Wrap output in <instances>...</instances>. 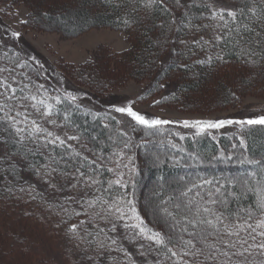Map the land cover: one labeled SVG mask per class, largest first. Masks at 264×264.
Masks as SVG:
<instances>
[{
	"label": "snow or ice",
	"instance_id": "6c2138e0",
	"mask_svg": "<svg viewBox=\"0 0 264 264\" xmlns=\"http://www.w3.org/2000/svg\"><path fill=\"white\" fill-rule=\"evenodd\" d=\"M102 3L120 13L118 24L129 30L139 25L146 34L145 21L159 9L168 16L169 32L186 29L193 34V43L201 45V50H214V54L199 60L200 64L227 63L224 52L229 49L245 66H264V0H102ZM153 27L164 29L166 25ZM197 33L209 35L197 37ZM12 37L19 40L20 33L13 32ZM154 43L160 44L159 37ZM180 43L187 42L180 40ZM11 51L5 50L0 57L4 61L0 64V183L10 197L19 192V198L27 196L32 200L36 196L31 185L16 186L25 170L53 190L65 186L60 181L81 188L85 195L78 203L81 209L92 210L83 214L91 216L96 236L92 237V232L82 227L87 221L69 223L61 218L60 225H68L64 232L73 241L74 250L82 244L89 245L83 249L89 264H104L102 258L112 252H118L123 258L116 264H264V158L247 154L250 151L248 135L253 130H264V115L180 122L179 127L194 130L193 135L197 137L211 135L213 130L227 126H238L233 137L238 144L232 147L244 150L239 163L251 171L222 179L186 180L177 195L167 200L161 198L154 207L156 223L163 219L164 226H150L137 209L134 191L129 190L135 189L131 175L137 173L129 153L139 145H133L132 138L121 127L118 135L126 138L123 148L105 156L102 149L97 151L90 144L100 143V138L84 137L73 116L77 113L90 116L104 129H110L114 121L117 126H131L132 131L139 126L153 130V134L177 122L149 118L134 110L131 104L110 109L119 117L102 116L79 102L87 94L61 88L62 77L55 86L48 83V77L40 71L43 65L34 58L31 62L21 59L19 53L9 56ZM184 138L180 136L181 140ZM108 140L116 143L111 134ZM220 159L231 160L233 156L221 153ZM105 172L112 173L114 178L105 182L101 179ZM74 214L79 216L81 212ZM97 219L105 226L96 225ZM120 224L128 231L127 238L137 243L141 260L133 259L110 235ZM101 234L103 238L97 239Z\"/></svg>",
	"mask_w": 264,
	"mask_h": 264
},
{
	"label": "trees",
	"instance_id": "16d2710c",
	"mask_svg": "<svg viewBox=\"0 0 264 264\" xmlns=\"http://www.w3.org/2000/svg\"><path fill=\"white\" fill-rule=\"evenodd\" d=\"M21 5L29 10L23 28L36 33H58L65 38L76 39L94 29L109 28L126 34L130 49L125 52L115 53L107 47L84 65L77 66L65 60L53 64L36 53L22 35L19 40L13 38V31L0 18V45L6 46L0 47V57L5 50L12 49L9 56L19 53L21 59H28L30 62L34 58L35 62L43 65L40 71L48 77V83L55 86L62 77L64 82L59 85L61 88L87 94L79 102L102 116L110 114L119 117L118 113L110 112L114 104H108L107 98L130 82L147 83L144 97L161 96L160 104H181L191 111L196 110L195 108L204 111L220 105H224L226 109L232 108L241 96L264 93V66H245L229 49L224 52L227 63L214 62L211 66L198 63L199 60L206 59L208 54H214V50H201V45L193 43V34L186 29L179 33L169 32L168 16L159 9L145 21L148 29L146 34L139 25L129 30L118 24L117 17L120 13L106 6L102 0H0L1 13L7 17L15 16L16 9ZM161 23L166 25L164 29L153 27ZM201 34L205 38L209 35L197 33L196 36ZM157 37L160 39L159 45L154 43ZM168 37L171 39H167ZM180 40L187 43L182 44ZM3 62L0 60V64ZM184 65L187 67H183ZM41 82L45 81L42 79ZM73 120L80 125V132L84 137L100 138V143L90 144L97 151L102 149L105 156L123 148L126 138L118 135V129L123 128V125L117 126L113 121L110 129H104L98 122H93L90 116L84 117L78 113L73 116ZM178 125L179 123L164 126L163 131H156L155 134L153 130L135 126L136 130L129 134L132 144L139 145L129 153L137 169L136 174H130L135 189L129 190L134 191L141 216L150 226L158 228L164 226V221L161 219L156 223L154 207L160 203L161 198L167 200L177 195L186 180L200 177L222 179L234 177V172L241 176L251 171L247 165L239 163L238 158L244 150L232 147L234 143L238 144L233 138L238 126H227L219 130L221 132L213 130L211 135L197 137L193 135L194 130ZM231 131L235 132L231 134ZM109 134L116 141L115 144L108 140ZM181 135L185 137L183 140L180 139ZM173 144L176 147H172ZM247 145L249 156L264 158V130H253L248 135ZM156 151L164 156H153L152 152ZM221 153L231 155L233 159L222 160ZM193 156L196 159H192ZM110 178L114 177L108 172L101 177L105 182ZM149 180L156 182L155 188L149 184L152 196L143 193L149 190ZM60 183L65 186L61 190H53L31 171L25 170L16 186L27 188L31 185L35 190V200L27 196L19 198V192L15 197H10L0 183V264H89L83 252L89 245L85 243L80 249L74 250L73 241L64 232L68 225H60V221L61 218L69 223L87 221L82 227L87 228L92 232V237H95L96 229L92 226L91 216L83 214L92 210L86 207L81 209L78 201L85 195L81 188H74L65 181ZM247 202L248 199L245 200ZM64 208H67L66 212ZM76 211H80L81 215L76 216ZM95 224L105 226L98 219ZM110 235L118 240L133 259H142L137 243L127 238L129 233L122 224ZM92 237L87 239L91 240ZM102 238L103 234L97 237ZM102 259L104 264H116V261L123 258L118 252H112Z\"/></svg>",
	"mask_w": 264,
	"mask_h": 264
},
{
	"label": "rangeland",
	"instance_id": "374dc122",
	"mask_svg": "<svg viewBox=\"0 0 264 264\" xmlns=\"http://www.w3.org/2000/svg\"><path fill=\"white\" fill-rule=\"evenodd\" d=\"M72 7L75 8L74 5ZM29 10L25 6L16 9L15 16H4L0 10L2 23L13 32H18L35 49L36 53L43 56L53 64H58L61 60L80 66L86 64L103 48L109 47L115 53H122L130 49L127 36L121 31L109 28L94 29L76 39H68L58 33H36L23 28V23L27 21ZM3 16V17H2ZM169 85V83H168ZM167 85V86H168ZM171 86V85H170ZM147 88V83L130 82L126 86L119 88L107 98L108 104L113 103L114 107H123L131 104L133 109L153 118H160L180 123L184 120H220V119H248L264 115V93L255 92L248 96H241L239 102L232 108H224L220 105L208 110H189V107L181 104H156L161 96L156 98L144 97L143 93ZM174 89V87H171ZM201 110V109H200ZM121 119H127L121 117ZM123 128L132 133V127L123 125ZM221 132V131H219ZM235 131H231L233 134ZM74 143V142H73ZM155 156L163 157L158 151L152 152ZM227 156V154H226ZM126 172V169L124 170ZM182 175V174H181ZM234 177L239 173H232ZM179 179V177H177ZM146 181V177H145ZM147 182V181H146ZM151 183L155 188L156 182L149 180L147 189ZM151 188L144 191V195L152 196ZM148 200V198H147ZM153 200V198H152Z\"/></svg>",
	"mask_w": 264,
	"mask_h": 264
}]
</instances>
